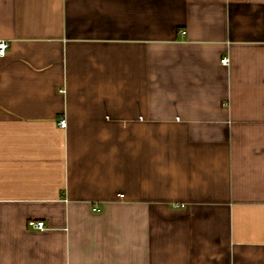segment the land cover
I'll use <instances>...</instances> for the list:
<instances>
[{
	"label": "crops",
	"instance_id": "obj_1",
	"mask_svg": "<svg viewBox=\"0 0 264 264\" xmlns=\"http://www.w3.org/2000/svg\"><path fill=\"white\" fill-rule=\"evenodd\" d=\"M0 40V264H264V0H0Z\"/></svg>",
	"mask_w": 264,
	"mask_h": 264
},
{
	"label": "built area",
	"instance_id": "obj_2",
	"mask_svg": "<svg viewBox=\"0 0 264 264\" xmlns=\"http://www.w3.org/2000/svg\"><path fill=\"white\" fill-rule=\"evenodd\" d=\"M185 30H182V33H184ZM9 43L6 40H0V55H4L6 54L7 48H8ZM221 62L224 64H228L229 63V58L228 56H224L221 58ZM59 124L62 127H65L67 125V120L66 117L63 116L60 118L59 120ZM121 196H123V194H121ZM184 204H175L176 207L179 206H183ZM94 209H96V207H94ZM28 225L33 227V228H38V229H44L45 228V221L42 219H30L28 221Z\"/></svg>",
	"mask_w": 264,
	"mask_h": 264
}]
</instances>
